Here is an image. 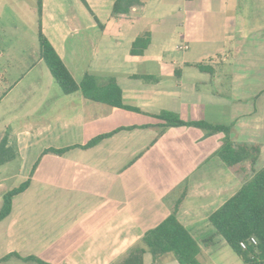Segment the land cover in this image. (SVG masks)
<instances>
[{
    "label": "crops",
    "instance_id": "1",
    "mask_svg": "<svg viewBox=\"0 0 264 264\" xmlns=\"http://www.w3.org/2000/svg\"><path fill=\"white\" fill-rule=\"evenodd\" d=\"M49 1L40 30L73 80L113 81L125 109L63 94L50 73L18 87L40 51L18 79L0 76V107L18 110L0 209L28 180L0 220V264H113L175 209L201 264H244L208 217L252 175L247 161L219 159L227 139L260 144L257 170L264 162V0H139L116 13V0ZM163 112L209 129L169 125ZM143 264L178 262L146 251Z\"/></svg>",
    "mask_w": 264,
    "mask_h": 264
},
{
    "label": "trees",
    "instance_id": "2",
    "mask_svg": "<svg viewBox=\"0 0 264 264\" xmlns=\"http://www.w3.org/2000/svg\"><path fill=\"white\" fill-rule=\"evenodd\" d=\"M134 3H139V0H116L113 6V13L120 11L125 5L128 7ZM40 7L41 0H38V16H40ZM37 39L40 57L63 94H69L80 89L82 95L87 99L125 109L120 100V91L113 81L98 88L93 77L90 74H86L82 81L77 84L63 64L60 55L42 34L40 28L37 31ZM147 43L148 41L145 40L143 47ZM136 45H138V41L135 42L134 47ZM156 117L166 121L169 125H193L209 129L204 123L187 124L179 119L178 116L167 112H163ZM215 129L220 130L223 128L218 127ZM108 135H99L81 147H91ZM64 150L50 149L45 152L60 154ZM259 151L260 144H234L228 139L226 140V143L218 152L219 159L228 167L239 166V169H242L243 162L247 161L252 175L208 217V221L215 229L216 234L224 239L226 244L244 264H264V162L262 167L257 170L260 160ZM12 158L13 152L6 147V139L1 140L0 165L10 161ZM27 185L28 180L4 194L3 204L0 209V220L9 213L12 197L21 193ZM175 210L157 226L147 230L141 238V243L129 248L113 264H143V254L146 251L154 258L165 253H171L178 264H201L197 258L201 251L200 246L177 220ZM251 236L256 238V246H248L246 250H241L239 242ZM212 241V239L207 240L204 243L205 246L213 243ZM8 257L2 258L1 261L7 260ZM22 260L47 264L35 257H26L22 258Z\"/></svg>",
    "mask_w": 264,
    "mask_h": 264
},
{
    "label": "rangeland",
    "instance_id": "3",
    "mask_svg": "<svg viewBox=\"0 0 264 264\" xmlns=\"http://www.w3.org/2000/svg\"><path fill=\"white\" fill-rule=\"evenodd\" d=\"M37 2L38 0H0V76L5 74L8 84L21 77L31 64L38 61L37 31L40 28L41 15L38 16L31 8L32 5L37 8ZM46 2L48 9L51 4L49 0ZM43 35L47 39L45 33ZM49 73L45 63L41 60L24 77L18 87L24 88L31 81L36 80L37 76L43 77L44 82L45 74L49 76ZM2 85L6 83L3 82ZM6 106L9 107L8 110H5V103L0 107V141L3 139L7 141V137L17 129L12 126V121L17 117L18 110H12L11 108H16V106L11 104ZM7 125L10 128L6 127ZM8 185L13 184L8 183ZM223 253L228 254L227 259L232 254L227 250H223ZM230 262L233 263V259ZM203 264L209 263L205 260Z\"/></svg>",
    "mask_w": 264,
    "mask_h": 264
},
{
    "label": "built area",
    "instance_id": "4",
    "mask_svg": "<svg viewBox=\"0 0 264 264\" xmlns=\"http://www.w3.org/2000/svg\"><path fill=\"white\" fill-rule=\"evenodd\" d=\"M257 240L255 237L251 236L245 240L239 242V247L241 250H246L248 246H256Z\"/></svg>",
    "mask_w": 264,
    "mask_h": 264
}]
</instances>
